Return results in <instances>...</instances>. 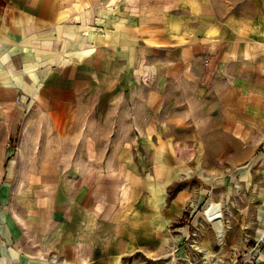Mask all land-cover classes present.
<instances>
[{
  "label": "rangeland",
  "instance_id": "rangeland-1",
  "mask_svg": "<svg viewBox=\"0 0 264 264\" xmlns=\"http://www.w3.org/2000/svg\"><path fill=\"white\" fill-rule=\"evenodd\" d=\"M214 4L210 65L161 67L116 107L102 80L65 119L0 83V264H264V0ZM100 195L122 228L76 259L62 224Z\"/></svg>",
  "mask_w": 264,
  "mask_h": 264
},
{
  "label": "crops",
  "instance_id": "crops-1",
  "mask_svg": "<svg viewBox=\"0 0 264 264\" xmlns=\"http://www.w3.org/2000/svg\"><path fill=\"white\" fill-rule=\"evenodd\" d=\"M215 1L0 0V83L65 119L85 113L81 102L102 80L101 97L116 107L111 100L137 83L159 82L161 67L171 79L210 59L225 32ZM96 199L81 198L79 214L62 224L64 246L79 260L91 258L92 236L122 228L120 215L108 218L105 199ZM104 249L110 255L112 246Z\"/></svg>",
  "mask_w": 264,
  "mask_h": 264
},
{
  "label": "bare ground",
  "instance_id": "bare-ground-1",
  "mask_svg": "<svg viewBox=\"0 0 264 264\" xmlns=\"http://www.w3.org/2000/svg\"><path fill=\"white\" fill-rule=\"evenodd\" d=\"M206 215L208 216L211 223L214 225L218 238L222 242L225 231L223 229L224 224L219 212V205L214 202L210 203L207 207ZM118 264L121 263L118 262Z\"/></svg>",
  "mask_w": 264,
  "mask_h": 264
},
{
  "label": "built area",
  "instance_id": "built-area-1",
  "mask_svg": "<svg viewBox=\"0 0 264 264\" xmlns=\"http://www.w3.org/2000/svg\"><path fill=\"white\" fill-rule=\"evenodd\" d=\"M205 64L209 66L210 65V59H206Z\"/></svg>",
  "mask_w": 264,
  "mask_h": 264
}]
</instances>
